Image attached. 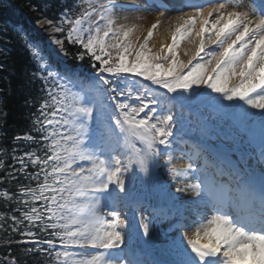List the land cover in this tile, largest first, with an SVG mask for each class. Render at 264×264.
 <instances>
[{
    "label": "snow or ice",
    "instance_id": "6c2138e0",
    "mask_svg": "<svg viewBox=\"0 0 264 264\" xmlns=\"http://www.w3.org/2000/svg\"><path fill=\"white\" fill-rule=\"evenodd\" d=\"M157 9L146 34L121 22ZM36 24L55 47L45 54L17 30L43 85L30 132L12 138L24 146L0 148V184L16 188L0 190L11 209L0 212V264H264V0H73ZM69 55L87 58V74ZM194 108L241 142L258 131L259 171L242 158L209 174L191 153L175 156V129ZM162 166L192 193L189 207L157 208L137 191ZM163 221V258L142 259Z\"/></svg>",
    "mask_w": 264,
    "mask_h": 264
},
{
    "label": "trees",
    "instance_id": "16d2710c",
    "mask_svg": "<svg viewBox=\"0 0 264 264\" xmlns=\"http://www.w3.org/2000/svg\"><path fill=\"white\" fill-rule=\"evenodd\" d=\"M63 2L64 0H0V148L11 150L13 147L24 146L14 144L12 138L17 134L30 132V117L36 112L42 95L43 81L39 77L32 79L36 63L17 33L18 29H22L26 35H34L21 12L35 25L36 20L44 15L51 19L58 18L57 10ZM34 7L36 10H33ZM41 31L44 36L49 34L46 26ZM68 50L71 54L76 48L68 45ZM68 57L77 63L72 55ZM10 155L11 152L8 163H11ZM0 175H3V170H0ZM3 189L15 192V183L0 184V190ZM10 211V208L5 207L4 201L0 200V212Z\"/></svg>",
    "mask_w": 264,
    "mask_h": 264
},
{
    "label": "bare ground",
    "instance_id": "6f19581e",
    "mask_svg": "<svg viewBox=\"0 0 264 264\" xmlns=\"http://www.w3.org/2000/svg\"><path fill=\"white\" fill-rule=\"evenodd\" d=\"M122 1H129V0H122ZM187 11H189V9H186ZM179 13L178 12H175V11H172V12H166L165 13V16L162 18L164 20V24L156 30V34L154 35L152 41L150 42L151 44H155L158 46L159 44V41H160V34L164 32V29L167 27V24L169 22V18H174L176 15H178ZM125 15H128L129 16V20L128 21H123L121 20V22H127V23H136L139 27L137 29V33L136 34H146V30L148 27L151 26L152 23H154V21L156 20L155 18V14H153L152 11H149V12H146V13H125ZM135 17H142L141 19H135ZM158 18V17H157ZM188 46L185 43L182 44V48L183 47H186ZM184 59H186V57H183ZM210 125V123H208ZM230 132V131H229ZM198 136H200L202 139H206V134L205 132L201 131L200 133H197ZM226 139L228 140V142H232L234 140L233 137H226ZM238 138H235V140H237ZM234 142L230 143L231 145H233ZM207 144V147L205 146V149H208L209 151H222L223 153L227 154L228 156V149L229 148H226L227 146V143L225 142L224 143V146L223 147H217L215 146V144H210V143H206ZM232 147V146H231ZM197 153L199 154L200 152H192L191 154L193 155V163L195 164V162L197 161H203L204 163L206 161L209 160V158H202V156H199L197 158ZM242 151L240 153H236V156H233L234 159L237 161V163L239 165H241V167H244V163L241 162L242 160ZM176 156H180L179 154L176 155ZM231 157H227V159ZM245 158H243V161H244ZM187 160V157H185L184 160H177L175 163L177 164L178 167L180 166H183V163H185ZM211 162H212V159H211ZM248 165L250 166H255L257 171H259L261 165H260V161L254 159V158H249L248 159V162H247ZM227 167V166H226ZM206 171L210 174L211 173V170L209 169V166H207L206 168ZM161 180H167V176H166V173L165 171L162 169V168H158L156 169L155 171V174H154V180H153V183H152V188L150 189V191L152 193L155 192V189H156V193H157V188H158V184L160 183ZM176 184L174 186L172 185H168L167 189L168 191L170 189H177L178 187H183V183L181 182V179L180 178H177L176 179ZM155 186V187H154ZM167 191V193H168ZM182 195H184L185 197H189V198H192V193L190 191H185V192H181ZM153 197H157L159 199V201H163L165 200L168 195H163L162 197H160L158 194L157 195H153L151 194ZM179 202H181V199L179 200ZM168 225H166L164 222L156 225L154 227V230H153V240L154 242L156 240H167V237L164 235L165 232L168 231ZM155 245H156V242H155ZM165 246V245H164ZM164 246H157L156 245V248L154 249L161 257H163V254L161 251H158V249H162Z\"/></svg>",
    "mask_w": 264,
    "mask_h": 264
},
{
    "label": "rangeland",
    "instance_id": "374dc122",
    "mask_svg": "<svg viewBox=\"0 0 264 264\" xmlns=\"http://www.w3.org/2000/svg\"><path fill=\"white\" fill-rule=\"evenodd\" d=\"M160 11H161V9H157V10H154V11H152V12H153V14H155V15H156V16H155V18H156V19H157V17H158V14H159V12H160ZM121 15L123 16V15H125V13H122ZM155 21H156V20H155ZM155 21H154V22H155Z\"/></svg>",
    "mask_w": 264,
    "mask_h": 264
}]
</instances>
